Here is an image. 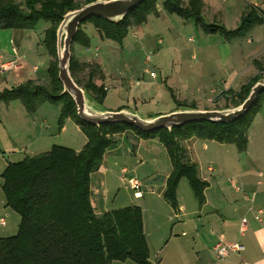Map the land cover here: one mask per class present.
Instances as JSON below:
<instances>
[{"label": "trees", "instance_id": "obj_1", "mask_svg": "<svg viewBox=\"0 0 264 264\" xmlns=\"http://www.w3.org/2000/svg\"><path fill=\"white\" fill-rule=\"evenodd\" d=\"M89 1L92 0H84L83 4ZM155 2L143 0L118 23L98 16H90L83 22L92 24L101 36L121 43L128 26L140 24L145 15L157 11ZM81 5L75 0H0V29H32L39 20L49 22L42 44L54 57L46 69V82L28 79L2 90L0 100L7 103L19 98L28 111L36 109L43 101L59 105V128L65 118H71L86 137L78 151L54 144L44 152L7 163L0 174L4 204L15 210L20 220L16 234L0 236V264H110L114 260L150 264L141 207L129 205L96 213L91 204L90 174L98 169L105 150L116 143V134L123 133L135 140L158 138L171 163L162 197L174 211L178 208L176 188L180 178L187 179L200 204L204 201L206 187V182L198 175L196 163L188 156L184 140L194 136L234 143L241 151L246 146V132L252 118L247 115L258 105L259 94L244 116L228 124L202 121L171 130L161 128L144 132L124 123L95 126L80 120L71 97L67 93L60 95L62 86L57 77L55 30L65 12ZM202 5L201 0H163L168 13L192 18L205 33L222 34L228 41L246 34L261 20L252 8H248L241 15L239 25L228 30L219 24L204 22ZM74 41L85 47L89 45V38L80 26ZM69 68L75 82L92 100L101 103L106 88L95 82V79L103 78L100 64L80 63L71 54ZM86 68V82L80 84L76 74ZM257 79L258 75L232 94L231 104L240 103ZM127 131L131 134L125 133Z\"/></svg>", "mask_w": 264, "mask_h": 264}, {"label": "rangeland", "instance_id": "obj_2", "mask_svg": "<svg viewBox=\"0 0 264 264\" xmlns=\"http://www.w3.org/2000/svg\"><path fill=\"white\" fill-rule=\"evenodd\" d=\"M155 1L159 8L158 12L145 15L144 20L138 26H128L121 43L101 36L88 21L80 25L81 30L89 38V45L85 47L72 41L70 50L73 58L80 63L99 64L98 61H100L102 68L107 73L105 81L103 78L95 79L97 84L105 85L106 83L108 89L102 102L97 103L91 99L93 104L109 110H116L120 106L135 109L143 117L168 113L178 106L201 109L204 107L222 108L224 105L232 106L231 96L233 93L214 99L220 89L231 85L235 78L239 77L232 86L233 89L237 88L243 76L242 74L240 76L239 70L226 69V65L223 64L224 57L232 52L231 48H228V45L223 42L242 43L244 61L248 64L250 58L247 53L251 52L252 48L244 43L247 37L239 39L238 36L228 41L222 34L205 33L196 26L192 18L185 19L175 13H168L161 6L163 0ZM76 2L83 4L84 1ZM48 24L49 22L45 20H39L36 23L34 31L40 40L44 36L43 27ZM200 44L209 46L208 53L200 52V57L195 58V55L191 57L196 53V47L201 46ZM147 56L150 57V61L146 63ZM47 67L48 65L40 64L42 71H45ZM145 68L154 72L155 77L144 72ZM87 70L86 68L76 74L80 84L86 82ZM130 81H132V85L129 84ZM135 82L139 84L135 85ZM36 83L43 82L36 81ZM146 86L149 87V90L138 95V90ZM210 87L218 91L209 94ZM207 98H213L214 101L209 102ZM139 99L144 100L140 105L137 102ZM5 103L0 101V174L8 162L21 160L26 155L44 152L54 144L74 150L83 147L85 141L81 136L82 131L80 132L74 120L65 118L62 127L59 128V105L43 101L36 109L28 111L19 98L7 101L6 105ZM247 117L252 118L246 132L247 140L243 151L239 150L234 143H220L209 139L199 138L194 144L193 148L200 157L201 167L204 171L206 166L210 165L218 171L221 167L223 169L221 171L225 174L217 178L218 171L212 172L210 180L212 188L208 189L206 194L213 204L211 207L205 206L202 209L203 212L207 208L209 210L221 209V202H214L215 186L222 185L230 192L229 180L233 179L238 185L239 180L243 178V168L253 169H247L246 172L250 176L249 183H252L251 188H253L249 193L251 198L255 195L253 191H256L258 187L256 180H264V90L259 93L258 105L249 112ZM125 133L131 134L130 131ZM8 137L16 142L17 150L3 152V148H6L9 142ZM124 160L128 164L126 157L121 159L120 164ZM118 161L119 159H117ZM153 162L155 161H147L137 171L124 175L121 181L118 176L111 177L110 173H107L105 179L107 198L112 200L113 196H117L118 200L116 201L121 200V202L129 199V202L141 207L143 220H145L144 231L150 264H231L230 261L234 258L233 253L223 260L214 258L208 243L210 242L208 240H211L213 236L206 231V228L201 229L199 235L195 230L185 228L183 220H181L183 217L173 211L169 204H164L163 200L156 195L158 194L157 189L148 188L147 180L149 178L142 174L153 168ZM161 162L159 160V163ZM129 166L132 167V164ZM134 173L139 178L142 197L135 196L134 189H131L128 183V178ZM1 184L2 177L0 175V189ZM184 191L187 193L186 198L188 197L196 207L194 214L196 218L200 203L193 196L187 179L182 177L181 196H184L182 194ZM1 193H3L2 189ZM224 194H226L224 202H232V194L228 192ZM236 196L241 198L242 191L236 193ZM4 203L5 199L0 216L6 219V224L0 225V236H10L16 234L20 219L18 213ZM182 231L185 233L183 234ZM249 231L240 236L236 227L233 231L228 230L226 235L233 236L240 241V244L244 246L240 253L246 259L247 253H249V244L245 238ZM214 234L216 237L219 233L215 231ZM110 264L135 263L131 260H114Z\"/></svg>", "mask_w": 264, "mask_h": 264}, {"label": "crops", "instance_id": "obj_3", "mask_svg": "<svg viewBox=\"0 0 264 264\" xmlns=\"http://www.w3.org/2000/svg\"><path fill=\"white\" fill-rule=\"evenodd\" d=\"M75 1H84V0H75ZM184 1L186 2L187 0ZM201 1L203 4L201 14L204 22L207 21L206 23H216L228 30L235 29L239 25L241 15L248 8H252L256 12V14L261 18V20L258 23H256L246 34L239 36V39L240 37L243 38L246 36L247 38H245L244 43L252 48L251 52L247 53V56H249L250 58L248 64L246 63V61H244L245 55H244V50H243L244 47L242 43H232V41L223 42V44H227L228 48H231L232 50L230 55L224 57L222 61L223 64L226 65L227 67L226 69L232 68L233 70H239L240 76L241 74L243 76L237 88L233 89L232 86L239 77L235 78V80L232 82L231 85L229 84L227 87L220 89V91L215 96V99H219L222 95L228 96L229 91H232V93L234 94L240 89L241 86H243L248 82H251L258 75L260 71L264 70V0H236V1L201 0ZM161 6L164 9L163 2ZM155 7L158 12L159 8L157 7L156 4ZM48 26L49 24L46 27H43V34L45 28H47ZM34 28L23 29V28L14 27V28L0 29V66L1 64L11 60H14L17 64V67L14 69H9L8 71L0 70V92L5 89H11L28 79L37 82L40 81L43 83L48 80V75L46 76L47 71L46 70L42 71V69L40 68V64L49 65V61L51 58L48 52L46 51V49L44 48L42 44V40L39 39L38 34L36 33V31H34ZM200 45L201 46L196 47L197 51L196 53L192 54L191 57H194V55L195 58L200 57V52L203 54L208 53L209 46L204 44H200ZM98 63L101 66V62L98 61ZM101 69L103 73V79L105 81L107 73H105L102 66ZM225 84L226 81L224 82V85ZM105 85L103 86L107 90L108 85L106 86ZM145 90H149V87L146 86L142 89H139L138 95H140L139 93L142 94ZM208 91L209 94L210 93L214 94L218 90L210 87ZM137 102L138 105H140L141 103L144 102V100L139 99ZM81 136L84 138V141H86V137L82 132H81ZM8 138H9V142L6 148H3V152L17 150L16 142H14L11 139V137ZM197 139L199 138L193 136L191 138L184 140V143L190 160L196 163L197 165L198 175L202 180L206 182V187L203 190L204 201L199 205V209H198L199 212H197V217L195 218L194 214L196 213L195 210L196 207H194V204L189 200L188 197L186 198L187 196L186 191L182 193L184 194V196L180 195V187H181V178H180L176 188V198H177L178 208L175 212H178V215L180 217H183L181 220H183V225L185 226V228L189 230H195L197 235H199V231L201 229L206 228V231H208V233L213 236L211 240L210 239L208 240L210 241L208 243L212 254H213L212 247L217 241L222 240L224 242H236L240 244V241L236 240L235 237L233 236L230 237L226 235L228 234V230L233 231L236 227H237V232H239L240 220L243 217L246 218L247 220L246 231L250 230L247 237L245 238V240H247V243L249 244V253H247V259L243 258V256L242 258L244 260L246 259L245 261L249 262L250 264H264V180H259V179L256 180V186L258 187L256 191H253L255 192V195L252 196L253 201L251 202L249 200V197H251L249 193L250 191H252L253 188H251L252 183H249L250 176L246 172L247 169L248 170H253V169L247 167L243 168L244 170L243 178L239 180L238 185L233 179L229 180L231 186L230 192L228 191L227 188H225L222 185L215 186L216 190L213 193L214 202L216 203L221 202L222 204L221 209L218 210V208H213L209 210L207 208V210L203 212L202 209L205 206L211 207V204H213L207 198L206 192L208 189L212 188V185H210L211 183L210 180L212 179L211 177L212 172L218 170H216L214 167H211L210 165L206 166L205 171L203 167H201L200 157L198 156L197 151L193 148ZM132 145L134 146L133 150H132ZM203 146L205 147V143ZM78 150H80V148H78ZM78 150L75 149V151ZM125 157L127 159L128 164L126 163V160H124L122 164H120L121 159L122 158L124 159ZM117 159H119L118 162ZM153 160L155 161L153 162L154 163L153 168L148 170L145 174L142 175L148 177L149 180L152 179L157 174L162 177V182L157 181L153 186H150V184H148V188L152 190L157 189L158 194L156 195H158L163 200L164 204L168 205V203L162 197V192L164 191V187H165L164 184L165 178L168 176L169 172L171 171V163L168 159L164 147L158 141L157 137L139 138L138 140H135L131 136H127L121 133L117 135L116 143L105 150L98 169L90 174V189L92 192L91 204L94 208V211L96 213H101L103 211H108L124 206L136 205L129 202L130 201L129 199L128 201L125 202H121V200L116 201L118 200L116 199L117 196H113L112 200L107 198V188L105 185L106 175L107 173H110L111 177L113 175L115 177L118 176L121 181V179L124 178V175L133 173V171L134 172L137 171L147 161L151 162ZM159 160L162 162L159 163ZM131 164L132 167L129 166ZM159 167H161L162 169H160ZM219 169L220 171H218V173L216 174L217 178L225 175L222 172L223 169L221 167H219ZM136 175L137 174L134 173L129 178H134L139 181V178H137ZM227 175L229 174L227 173ZM149 180H147V182ZM240 191H242L243 193V196L241 198L236 196V193H239ZM225 192L232 194V202L230 201L227 203L224 202V199L226 197V194H224ZM140 196L142 197L143 195ZM3 200H4L3 193H1V189H0V212L4 207ZM250 207H252V209ZM256 209L263 210L260 221H256L253 218ZM5 224H6V219L4 218L3 225ZM144 224H145V220H143V225ZM215 231L219 233L217 234L216 237L214 236ZM182 233L184 234L185 232L182 231ZM232 255L234 256V258L232 261H230V263L239 264V258L236 256V253H233Z\"/></svg>", "mask_w": 264, "mask_h": 264}, {"label": "water", "instance_id": "obj_4", "mask_svg": "<svg viewBox=\"0 0 264 264\" xmlns=\"http://www.w3.org/2000/svg\"><path fill=\"white\" fill-rule=\"evenodd\" d=\"M143 0H92L65 12L55 30L57 77L61 82V94L67 93L75 104L76 114L85 123L101 124L124 123L144 132L161 128L171 130L187 123L208 121L228 124L244 116L252 107L257 95L264 90V78L257 79L250 87L247 96L237 105L222 108H195L178 106L175 110L143 117L135 109L121 107L116 110L102 109L91 101L86 90L78 85L70 73L71 43L81 23L90 16L102 17L113 23L120 22L128 11ZM162 182L160 175L148 181L150 186Z\"/></svg>", "mask_w": 264, "mask_h": 264}, {"label": "built area", "instance_id": "obj_5", "mask_svg": "<svg viewBox=\"0 0 264 264\" xmlns=\"http://www.w3.org/2000/svg\"><path fill=\"white\" fill-rule=\"evenodd\" d=\"M150 61V57L147 56L145 58V62H149ZM17 67V64L14 60L8 61L6 63L1 64L0 66V70L2 71H6L9 69H14ZM144 72H148L150 74V76L155 77L154 72L149 71L148 68H145L143 70ZM259 78H264V70L260 71L258 73ZM138 82H135V84H137ZM130 85H132V81L129 82ZM215 99V97H214ZM213 98H208L207 100L209 102L214 101ZM211 169V168H210ZM128 183L130 185L131 189H134V195L135 196H140L141 195V191H140V182L137 179L134 178H129L128 179ZM249 200L252 202L253 199L251 197H249ZM252 209V207H250ZM263 213L262 209H256L253 215L254 220L256 221H260L261 220V214ZM0 224L3 225L4 224V218L0 217ZM247 228V220L246 218H241L240 220V225H239V234L240 235H244L245 231ZM243 245L236 243V242H224L222 240L217 241L212 249H213V254H214V258L218 259V260H223L225 259L230 253H236L238 258H239V264H250L249 262L245 261L242 258L241 255V251L243 250Z\"/></svg>", "mask_w": 264, "mask_h": 264}]
</instances>
